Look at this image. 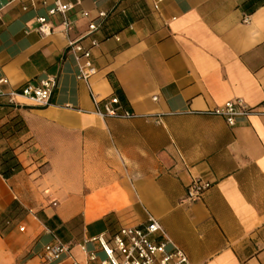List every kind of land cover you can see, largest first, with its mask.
<instances>
[{
    "label": "crops",
    "instance_id": "1",
    "mask_svg": "<svg viewBox=\"0 0 264 264\" xmlns=\"http://www.w3.org/2000/svg\"><path fill=\"white\" fill-rule=\"evenodd\" d=\"M63 1L74 5L69 35L60 16L51 34L38 30L53 0H0V152L13 148L22 164L0 172V264H41L55 238L70 251L53 264H99L79 243L149 216L191 264H264V116L231 126L205 113L264 101V0ZM101 11L109 16L82 39L99 41L87 82L67 45ZM47 77L48 105L20 94ZM111 96L138 116L97 115L94 97ZM194 178L212 186L192 202ZM87 248L105 257L98 243Z\"/></svg>",
    "mask_w": 264,
    "mask_h": 264
},
{
    "label": "built area",
    "instance_id": "2",
    "mask_svg": "<svg viewBox=\"0 0 264 264\" xmlns=\"http://www.w3.org/2000/svg\"><path fill=\"white\" fill-rule=\"evenodd\" d=\"M73 7L72 3L64 2L63 0H53V5L48 10V15L37 17L38 30L47 35L51 34L53 30L50 20L54 16H60L62 31L65 35H69L73 29L69 12ZM24 9H27V7L24 6ZM81 14L88 16L87 11H83ZM108 16V12H99L98 16L90 22L88 31L83 37L68 40L67 48L77 60V77L87 82L97 73V68L93 64L91 57L92 48L97 46L99 41L92 38L91 45L87 47L82 44V39L90 37L98 31ZM244 20L247 21L249 19L246 17ZM117 40H119L118 37ZM7 81V79H0V83ZM55 86L56 79L47 77L39 80L38 83H27L20 94L31 99L39 106H46L50 103ZM16 95L18 93L15 91L9 93L10 102H13ZM94 101L96 104L95 112L100 117L132 118L138 116V114L123 108L117 96H111L102 101L94 97ZM205 113L222 116L229 125L233 126L240 117L264 116V101L257 106H252L245 99L236 98L209 109ZM146 116L149 117L150 115ZM211 186L212 183L209 181L194 178L185 200L192 202L199 200ZM20 230H24V226H21ZM156 234L161 235L163 240L156 242L153 239ZM89 243H98L105 257L99 260L97 252L87 248ZM79 246L87 253L89 261L98 260L99 264H191L185 251L173 242L159 220L154 216H149L145 227L121 226L113 233L111 239H107L104 234H100L84 239L79 243ZM168 246H171V249H168ZM69 251V244L60 238H55L43 247L40 255L41 264H53L56 261H60ZM72 260L73 264H80L74 257Z\"/></svg>",
    "mask_w": 264,
    "mask_h": 264
},
{
    "label": "trees",
    "instance_id": "3",
    "mask_svg": "<svg viewBox=\"0 0 264 264\" xmlns=\"http://www.w3.org/2000/svg\"><path fill=\"white\" fill-rule=\"evenodd\" d=\"M22 168V164L17 159L13 148H8L0 152V172L4 178L8 179Z\"/></svg>",
    "mask_w": 264,
    "mask_h": 264
},
{
    "label": "rangeland",
    "instance_id": "4",
    "mask_svg": "<svg viewBox=\"0 0 264 264\" xmlns=\"http://www.w3.org/2000/svg\"><path fill=\"white\" fill-rule=\"evenodd\" d=\"M12 208H13L12 211H10V213L9 212L8 213L10 214V216L12 215L11 216V220H13L14 222H16L15 224H18V221L17 220H18L20 214L23 213L22 212V208L20 206H18V205L17 206L14 205Z\"/></svg>",
    "mask_w": 264,
    "mask_h": 264
}]
</instances>
